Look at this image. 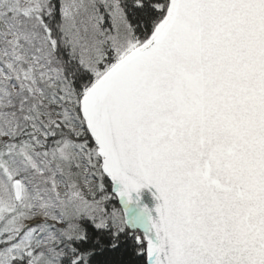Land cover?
I'll use <instances>...</instances> for the list:
<instances>
[{
    "label": "snow or ice",
    "instance_id": "obj_1",
    "mask_svg": "<svg viewBox=\"0 0 264 264\" xmlns=\"http://www.w3.org/2000/svg\"><path fill=\"white\" fill-rule=\"evenodd\" d=\"M125 245L264 264V0H0V264Z\"/></svg>",
    "mask_w": 264,
    "mask_h": 264
},
{
    "label": "trees",
    "instance_id": "obj_2",
    "mask_svg": "<svg viewBox=\"0 0 264 264\" xmlns=\"http://www.w3.org/2000/svg\"><path fill=\"white\" fill-rule=\"evenodd\" d=\"M109 203L121 210L117 197H113ZM121 243L123 244V238ZM107 248V245H106ZM96 264H146V258L138 259L130 247L122 246L118 250L108 249L96 257Z\"/></svg>",
    "mask_w": 264,
    "mask_h": 264
},
{
    "label": "water",
    "instance_id": "obj_3",
    "mask_svg": "<svg viewBox=\"0 0 264 264\" xmlns=\"http://www.w3.org/2000/svg\"><path fill=\"white\" fill-rule=\"evenodd\" d=\"M154 193H155V195H158V193H156V189L154 187L141 189V193H140L141 203L143 205H146L150 209H154L157 206V204L162 203V201L157 200L155 198ZM118 201H119V198H118ZM121 208H122V206H121Z\"/></svg>",
    "mask_w": 264,
    "mask_h": 264
},
{
    "label": "rangeland",
    "instance_id": "obj_4",
    "mask_svg": "<svg viewBox=\"0 0 264 264\" xmlns=\"http://www.w3.org/2000/svg\"><path fill=\"white\" fill-rule=\"evenodd\" d=\"M107 208L109 209V211H112V210H116L118 213H121L122 212V208H121V210L120 209H118L117 207H115L114 205H111L110 203H109V201L107 202Z\"/></svg>",
    "mask_w": 264,
    "mask_h": 264
}]
</instances>
